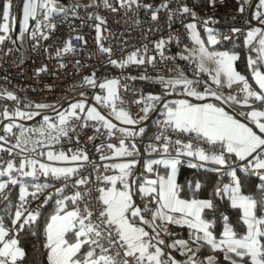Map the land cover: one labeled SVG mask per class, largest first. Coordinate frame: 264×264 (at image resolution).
<instances>
[{"label":"snow or ice","instance_id":"snow-or-ice-1","mask_svg":"<svg viewBox=\"0 0 264 264\" xmlns=\"http://www.w3.org/2000/svg\"><path fill=\"white\" fill-rule=\"evenodd\" d=\"M92 2L95 4L96 0ZM209 2L214 4L215 0ZM103 3L112 11L117 10L108 0ZM119 3L122 8H152L140 0ZM168 3L164 0L153 10V20L158 19L161 9L168 8ZM237 3L240 13L246 6H253L252 0ZM254 6L255 18L264 25V0H258ZM12 7V0H4L0 16V32L4 35H0V43L10 38L8 33L16 23ZM178 12L193 18L184 25L192 46L185 45L179 54L181 60L192 65L193 78L178 68L173 70L177 75L158 77V94H141L133 101L140 105L142 115L134 117L124 106L121 89L128 90L127 83L122 84L121 78L98 81L95 73L85 76L80 85L99 89L92 96L95 104L81 92L85 98L69 103L63 110L53 104L21 101L12 92L0 90V100L15 102L11 110L8 105L0 110V124L9 121L3 124L5 135H0V153L6 152L10 157L0 155V200L8 198L10 186H20V204L11 226L0 222V264H24L27 253L21 246L20 234L28 231L38 235L40 209L53 200L55 213L46 220L42 241L47 264H216L215 255L197 258L203 248L223 253L228 264H264V196L257 200L242 194L243 178L237 171L242 166L264 181V28H251L244 37L249 52V77L237 70V53L215 48L221 43L218 33L206 28L207 40L201 37L194 11L183 5ZM61 13L67 15V8L59 0H24L20 36L29 31V21L35 20L32 39L38 35L48 39L42 28L54 30L55 24L50 21L54 14ZM172 15L170 12L169 20ZM96 19L100 51L110 57L112 50L100 43L105 21L99 16ZM210 20L203 24L206 26ZM240 31L232 29L233 33ZM230 39L227 35L222 37L223 41ZM172 41L179 44L174 35L155 42L154 49L161 60L175 59L164 55L166 44ZM72 51L71 41H67L56 55ZM147 51L145 45L143 52L137 49L119 61L109 62L119 68L155 63L156 56H148ZM46 71L45 66L37 74ZM139 79L151 78L141 75ZM210 97L220 103L206 102ZM222 105L247 109L239 113L243 121ZM46 110L55 115L46 114ZM157 112L160 118L155 122V133L144 149L149 158L143 161V172L137 175V166L141 164L137 138L145 134V128L138 125ZM37 116H42L37 127L16 123L17 119L34 120ZM87 128L95 130L88 136V143L93 145L101 163L93 160L87 144L81 143L80 133ZM9 136L15 143L6 148ZM97 140L99 144L95 143ZM65 144L71 146L65 148ZM229 157L239 161L230 171ZM185 162L190 168L212 165L210 171L231 177L230 183L217 187L213 196L227 194L231 206L242 211L244 234L236 233L225 216L223 231L217 237L213 222L207 218V213L216 208L214 200L181 197L178 170ZM30 188L33 190L29 191ZM32 201L39 203L29 209L27 205ZM171 226L187 228L188 238H172ZM173 252L186 259L178 261Z\"/></svg>","mask_w":264,"mask_h":264},{"label":"built area","instance_id":"built-area-1","mask_svg":"<svg viewBox=\"0 0 264 264\" xmlns=\"http://www.w3.org/2000/svg\"><path fill=\"white\" fill-rule=\"evenodd\" d=\"M108 2L117 10L112 11V8L105 7L103 1L95 2V4L93 2H74L73 0L59 1L61 5L67 8V15L63 13L54 14L50 21V23L55 24L54 30L47 27L42 28V31L48 35V39H43L39 35L37 39H32L30 33L36 24L35 20H31L29 31L23 37L20 36V31L15 35L8 33L10 38L0 43V90L12 92L21 101L53 104L60 108L71 101L84 99L85 97L80 95L81 92L86 93L89 102H91L92 96L99 92V89L80 86L85 76L95 73L98 81H103L105 78H121V83H127L129 86L126 91L123 88L121 89V95L125 101L124 106L135 117L138 114L142 115V113H139L140 105L133 103V101L138 99L141 94H158L161 91L160 85L155 83L158 77L170 78L177 75L178 73L173 70L178 68L189 78H193L192 65L188 61L179 58V54L183 51L185 45L192 46L184 25L192 22L193 18L188 14H179L178 9L183 5H187L195 12L191 4H188L185 0H169L168 8L161 9L157 13L158 19L153 20L152 12L159 6L149 9L137 8L133 5L129 9L120 7L119 0H108ZM252 2L254 3L250 16L248 14L249 6L245 7L243 13L239 11L230 13L222 26L216 23L214 17L197 16L198 28L202 31H206V28H212L215 33L221 28L223 36L244 38L246 32L251 28H264V25L260 24L255 18V13L252 15V10L258 0H252ZM254 11L256 12V8ZM170 12L173 13L171 20H169ZM97 16L105 21L101 25L102 40L100 43L105 48L112 50L110 57L107 53L100 51L97 42L95 28V25L99 23L96 19ZM38 18L42 19V17ZM209 18L211 20L205 26L203 21ZM233 28H238L241 31L233 33ZM1 35H4V33H1ZM169 35L178 37L179 44L175 41L166 44L164 55L175 57V59L161 60L154 49V45L160 39H167ZM77 36L83 37V40L75 39ZM67 41H71L74 51L57 56V50L62 49ZM145 45L148 49L147 55L156 56V62L153 64H133L126 68H119L114 67L109 62L110 59L119 61L125 58L128 53L137 49L143 52ZM61 65H64V67H61ZM45 66L47 71L37 74V70ZM141 75L149 76L151 79L141 80L139 79ZM128 77H137V79L131 80L127 79ZM203 78L207 79L208 77L204 76ZM213 88L215 89V85H213ZM223 91L227 93L228 90L223 89ZM3 101L11 107L15 106L13 101ZM46 112L49 111L46 110ZM159 118V113H155L148 123V133L137 138L141 152L138 158L141 162L149 158L144 149L155 133V122ZM39 123L40 121H33L24 125L25 127H37ZM14 131L18 130L14 129ZM94 131L92 128L84 129L80 133V140L82 144H87L91 158L97 163H101L93 145L88 143V136L93 135ZM0 135H5L2 129ZM8 139L10 142L4 145L6 148L15 143L11 136ZM0 143L3 142L0 141ZM95 143L99 144L100 140L95 141ZM70 146L65 144V148ZM15 151H18V149ZM0 155H3L5 159L10 158L6 152L0 153ZM229 161L232 165L231 168L227 169L229 171L235 168L236 163H239V161H232L231 157H229ZM196 162L193 160V163ZM183 165H187V163L185 162ZM208 167L214 166L208 165ZM137 169V175L143 172L141 164L137 166ZM237 171L247 175H255V173L244 171L242 166ZM218 174L225 177L227 184L230 183L231 177L222 173ZM41 182H43V178ZM37 203L39 201H32L27 207L29 209L35 208ZM19 204L20 200L17 205ZM13 218L8 213L0 214V222H3L6 226H11Z\"/></svg>","mask_w":264,"mask_h":264},{"label":"trees","instance_id":"trees-1","mask_svg":"<svg viewBox=\"0 0 264 264\" xmlns=\"http://www.w3.org/2000/svg\"><path fill=\"white\" fill-rule=\"evenodd\" d=\"M22 0H12L13 7L11 9L12 16L17 17L20 12V4ZM62 1V0H59ZM103 0H96V2H102ZM142 4H149L152 7L160 6L164 0H140ZM188 4H191L195 10L197 16H202L205 18L214 17L216 23L222 26L227 16L230 13L238 12L239 5L237 0H223V3L220 0H215V3L212 4L209 0H185ZM4 0H0V16L2 15ZM15 28L9 32L12 35L17 33ZM219 34L218 38H221V43L216 45L217 50H229V51H238L240 55L244 53V43L243 38L231 37L228 41H223V30L219 28L217 30ZM240 56V59L242 57ZM4 105H8L9 109L11 107L5 101L0 100V110L3 109ZM0 119H3L0 117ZM37 119L34 122H38ZM9 121L4 120L3 124ZM3 124H0V131L3 127ZM148 126V124H147ZM146 133V132H145ZM148 133V130H147ZM146 133V134H147ZM144 134V135H146ZM143 135V136H144ZM210 167H197L190 168L187 165H182L178 170V183L182 186L181 196L185 197H196L202 199H213L216 205L214 211H209L207 213V218L213 222V232L215 235H219L222 231V226L224 223L223 217L227 216L229 222L233 226L235 231H241L243 228V223L239 218L238 209L233 208L229 202V199L224 196H213V193L217 187H222L225 177L219 175L216 172L210 171ZM138 174V169H136ZM239 176L243 178L241 192L250 196H253L259 200L264 196V192L261 189H264L263 182L259 179L257 175H247L242 172H238ZM199 184V188L196 185ZM14 191L7 192L8 198L6 200H0V214L10 213L11 209L17 203V198L14 195ZM55 203L54 200L50 201L47 205H44L41 209V216L36 225V231L38 232L37 236L31 235L30 232L25 231L20 234L21 246L25 249L27 256L24 261V264H47L46 258L44 257V249L42 248V241L44 239V228L46 220L55 213ZM171 231L175 232V236L188 238V229L180 227H171ZM207 255H215L217 257L216 264H228L224 260L223 253H213L207 248L201 249L197 254L198 259H203Z\"/></svg>","mask_w":264,"mask_h":264},{"label":"crops","instance_id":"crops-1","mask_svg":"<svg viewBox=\"0 0 264 264\" xmlns=\"http://www.w3.org/2000/svg\"><path fill=\"white\" fill-rule=\"evenodd\" d=\"M255 8L252 10V15H254V13H255ZM251 11V10H250ZM199 29V28H198ZM199 32H200V34H201V36H202V38L203 39H205V40H207V32L206 31H202V30H200L199 29ZM243 43H244V38H243ZM231 52H235V53H237L239 56H241L240 55V53L238 52V51H231ZM249 55V52H248V48L245 46V44H244V53L242 54V59H239L237 62H236V67H237V70L238 71H240L242 74H245L246 76H249L250 77V72H249V70L247 69V56ZM110 79V78H109ZM177 98H179V97H177ZM77 100H75L74 102H76ZM72 102V101H71ZM206 102H212V103H220L219 101H216L215 99H213V98H209V100L208 101H206ZM222 106H224L225 108H226V110H228V111H230V112H232V111H234L236 114H237V118H239V119H241L242 121H243V117L242 116H239V113L240 112H242V111H246L247 109H244V108H242V107H240L239 105H231V106H229V105H222ZM7 123H9V122H7ZM7 123H5V124H7ZM115 123V122H114ZM118 126H120L119 124H118ZM139 126H143L144 128H145V132L147 133V130H148V126H147V124L146 125H138V127ZM254 127V126H253ZM254 130H256L257 132H258V130L257 129H255L254 128ZM145 133V134H146ZM141 165L143 166V161L141 162ZM0 179H3V178H0ZM224 184H227V182H226V180L223 182V184H222V186L224 185ZM263 186H264V182H263ZM14 191L15 193H14V195L16 196V198H17V203L15 204V206L13 207V209H11V212L9 213L12 217H14V214H15V211H16V209H17V207H18V202H19V196H20V186L19 185H16V186H10V188H9V190H7V192H11V191ZM30 190H33V189H29V191ZM242 194H244V193H242ZM244 195H247V194H244ZM225 196L228 198V196H227V194H225ZM183 199H186V200H191V199H198V200H202V198H196V197H185V196H181ZM229 199V198H228ZM229 202H230V204H231V201H230V199H229ZM238 212H239V218L241 217V215H242V211L241 210H239L238 209ZM54 214V213H53ZM52 214V215H53ZM49 219H50V217H49ZM242 222V221H241ZM223 225H224V223H223ZM171 227H178V226H171ZM245 230H246V227L243 225V228H242V230L241 231H235L236 233H238V234H240V235H242V234H244V232H245ZM222 231H223V226H222ZM221 231V232H222ZM220 232V233H221ZM172 233H173V237L172 238H179V239H186L185 237H180V236H175V232H173L172 231ZM220 235V234H219ZM219 235H216L217 237H219ZM168 242L169 243H171V239H169L168 240ZM173 255L175 256V258L178 260V261H184L185 259H186V257L185 256H183V255H181L179 252H173ZM207 256H209V255H207ZM206 257V256H205ZM204 257V258H205ZM203 258V259H204ZM203 259H200V260H203Z\"/></svg>","mask_w":264,"mask_h":264},{"label":"rangeland","instance_id":"rangeland-1","mask_svg":"<svg viewBox=\"0 0 264 264\" xmlns=\"http://www.w3.org/2000/svg\"><path fill=\"white\" fill-rule=\"evenodd\" d=\"M74 2H80V3H88V2H92V0H73ZM23 2H24V0H22L21 1V4H20V12H19V15L17 16V17H15V19H16V30H17V32H19L20 31V22H21V20H22V7H23ZM2 16V15H1ZM30 22H31V20L29 21V24H30ZM0 23H2V20H0ZM10 28H12V25H11V23H10ZM14 28H15V26H14ZM14 28H12V29H14ZM198 31H199V29H198ZM11 32V31H10ZM1 33L2 32H0V35H1ZM202 37V36H201ZM72 102H74V101H72ZM72 102H69V103H72ZM69 103H67V104H65L64 106H62L61 108H60V110H63V108H66L67 106H68V104ZM91 104H95V101L94 100H91V102H90ZM46 114H49V115H55V113L54 112H51V111H49V112H46ZM41 119H42V116H40L39 118H38V120L39 121H41ZM113 122H115V123H117V124H119L120 125V122L119 121H115L114 119H113ZM16 123L17 124H21L20 122H18L17 120H16ZM120 126H123V125H120ZM143 127V126H142Z\"/></svg>","mask_w":264,"mask_h":264},{"label":"water","instance_id":"water-1","mask_svg":"<svg viewBox=\"0 0 264 264\" xmlns=\"http://www.w3.org/2000/svg\"><path fill=\"white\" fill-rule=\"evenodd\" d=\"M253 3H254V2H252V5H253ZM251 8H252V6H249V10H248V14H249V16H250V10H251ZM249 19H250V17H249ZM60 108H61V107H60ZM154 114H155V113L150 114L149 118H148L147 120L143 121V123H142L141 125H146V124H148L149 121H150V119H151V117H152ZM39 117H40V116H37L34 120H20V119H17V121L20 122V123H22V124H28V123H31V122L37 120Z\"/></svg>","mask_w":264,"mask_h":264}]
</instances>
